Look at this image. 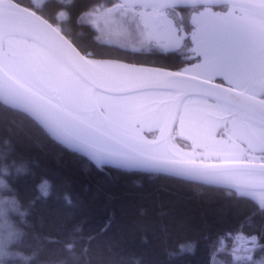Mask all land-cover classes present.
Returning <instances> with one entry per match:
<instances>
[{"label":"snow or ice","instance_id":"obj_1","mask_svg":"<svg viewBox=\"0 0 264 264\" xmlns=\"http://www.w3.org/2000/svg\"><path fill=\"white\" fill-rule=\"evenodd\" d=\"M80 19L101 51L0 0V105L98 169L195 181L264 215V0H97ZM129 48L178 51L186 66L126 64ZM225 237L264 248L242 230Z\"/></svg>","mask_w":264,"mask_h":264},{"label":"trees","instance_id":"obj_2","mask_svg":"<svg viewBox=\"0 0 264 264\" xmlns=\"http://www.w3.org/2000/svg\"><path fill=\"white\" fill-rule=\"evenodd\" d=\"M23 4L27 0H21ZM97 0H73L67 30L87 51H101L92 32L76 21L77 13ZM51 16L62 8L45 2ZM52 17V16H51ZM81 27V29H80ZM130 62L177 68V53L145 51ZM26 162L28 172L16 165ZM11 191L25 206L29 238L41 248V259L69 264H264V248L251 260L218 251L219 237L242 230L264 245V215L252 199L233 200L218 189L164 174L98 169L87 158L49 138L19 113L0 105V168ZM51 182V195L40 198L37 185ZM48 186V184H47ZM77 229H79L77 231ZM106 229V230H105ZM69 243L73 244L71 249ZM181 245L193 246L181 251ZM174 254V255H170Z\"/></svg>","mask_w":264,"mask_h":264},{"label":"clouds","instance_id":"obj_3","mask_svg":"<svg viewBox=\"0 0 264 264\" xmlns=\"http://www.w3.org/2000/svg\"><path fill=\"white\" fill-rule=\"evenodd\" d=\"M19 174L28 172L26 162L16 165ZM13 169L0 168V264H69L66 259L50 258L42 260L41 248L32 244L29 238L28 228L31 215V204L25 206L17 196L6 195L11 191V185L7 176ZM47 183V193L41 191V185ZM40 198L47 199L51 195V182L41 181L37 185ZM174 255V254H170Z\"/></svg>","mask_w":264,"mask_h":264},{"label":"flooded vegetation","instance_id":"obj_4","mask_svg":"<svg viewBox=\"0 0 264 264\" xmlns=\"http://www.w3.org/2000/svg\"><path fill=\"white\" fill-rule=\"evenodd\" d=\"M48 1V0H42V1H38V0H27V3L25 5H27L28 7H30L31 9L37 11L38 13L44 15L47 19H49V21L51 23H53L54 25L56 26H59L63 29L64 32L68 33L70 35V37L73 39V36L71 35V33L67 30V27H68V20H69V17H70V13H69V9H68V6L72 3L73 0H56L57 2H59L61 5H62V8L58 11H55V13L53 15H49L47 13V9H46V5H45V2ZM103 1V0H102ZM111 1V0H110ZM101 2V0H100ZM92 5H87L85 8L81 9L77 15H76V21L78 24L80 25H85L89 28V30H91L92 32V37H93V40L96 41L95 39V36H96V32H95V29L92 28L90 25L84 23L80 18L82 16V14L91 7ZM182 10H186L184 8H178L177 9V12L181 13ZM61 12H64L65 13V17L62 18L60 17V13ZM81 29V27H80ZM74 40V39H73ZM97 42V41H96ZM155 51H158V52H164L166 53L165 51H162V50H155ZM92 52V51H91ZM149 52V51H147ZM174 53H177L180 57V61H182V65L178 66L177 68H170V67H167L168 69H171V70H174V71H179L181 70L183 67L186 66V62H185V59H184V56L181 52H174ZM121 60V62L123 63H135V64H140V63H136V62H130V60H126L125 58H119ZM162 68H165V67H162ZM166 68V69H167Z\"/></svg>","mask_w":264,"mask_h":264},{"label":"rangeland","instance_id":"obj_5","mask_svg":"<svg viewBox=\"0 0 264 264\" xmlns=\"http://www.w3.org/2000/svg\"><path fill=\"white\" fill-rule=\"evenodd\" d=\"M38 1H42V0H38ZM101 2L110 3L111 1L110 0H103V1L101 0ZM179 15L185 16V15H187V11L182 10L181 13L179 12ZM129 49H131V48H129ZM126 64H130V63H126ZM147 135H149V138H151L150 134H147ZM243 245H244V243H242L241 245H234L233 240L231 238L225 237L223 244L219 243V248L225 249L227 252H228V250H231L234 253V255H232V256L233 257L237 256L235 258H238V256L239 257H245L242 253L243 252L242 251ZM226 247H227V249H226Z\"/></svg>","mask_w":264,"mask_h":264},{"label":"built area","instance_id":"obj_6","mask_svg":"<svg viewBox=\"0 0 264 264\" xmlns=\"http://www.w3.org/2000/svg\"><path fill=\"white\" fill-rule=\"evenodd\" d=\"M240 240L243 241V238H240ZM248 248H252V244L251 243L244 242V245H243V248H242V251H243L242 253L249 254V253L254 252L255 249H257V247H255L251 252H248V251H246V249H248Z\"/></svg>","mask_w":264,"mask_h":264},{"label":"water","instance_id":"obj_7","mask_svg":"<svg viewBox=\"0 0 264 264\" xmlns=\"http://www.w3.org/2000/svg\"><path fill=\"white\" fill-rule=\"evenodd\" d=\"M24 6V5H23ZM26 7V6H25ZM146 67H150V68H152L151 66H147V65H145ZM155 68V67H154ZM156 68H158V67H156ZM167 71H170V70H168L167 69ZM86 158V157H85ZM126 171V170H125ZM131 171H136V172H139V171H137V170H131ZM140 172H143V171H140ZM147 173V172H146ZM155 174H163V173H155ZM165 175V174H164ZM179 179V178H178ZM191 182H193V181H191ZM195 182V181H194ZM196 183H198V182H196ZM201 184V183H200Z\"/></svg>","mask_w":264,"mask_h":264}]
</instances>
